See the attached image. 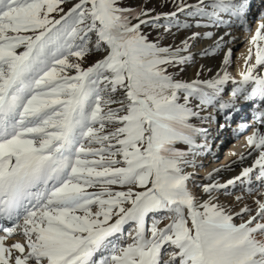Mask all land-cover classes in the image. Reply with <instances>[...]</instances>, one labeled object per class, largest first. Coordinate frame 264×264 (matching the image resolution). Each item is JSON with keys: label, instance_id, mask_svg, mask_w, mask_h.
I'll return each mask as SVG.
<instances>
[{"label": "snow or ice", "instance_id": "1", "mask_svg": "<svg viewBox=\"0 0 264 264\" xmlns=\"http://www.w3.org/2000/svg\"><path fill=\"white\" fill-rule=\"evenodd\" d=\"M170 2L152 15L124 0H0V264H264V12L239 80L228 48L215 76L183 81L169 69L193 60L182 53L200 34L161 47L144 28L192 27L180 13L251 31L250 3ZM241 102L257 109L250 166L194 193L185 170L212 152L202 125L224 129L217 115L230 124ZM236 182L254 207L220 203Z\"/></svg>", "mask_w": 264, "mask_h": 264}, {"label": "rangeland", "instance_id": "2", "mask_svg": "<svg viewBox=\"0 0 264 264\" xmlns=\"http://www.w3.org/2000/svg\"><path fill=\"white\" fill-rule=\"evenodd\" d=\"M74 3L75 0H72ZM126 5L136 7V6H143L146 9H154V12L151 13L152 15H155L157 13L161 12H169L174 11L173 5L170 2V0H124ZM197 0H187V3L194 4ZM262 3L259 5L260 8L262 7ZM67 7V6H65ZM254 8V7H253ZM177 18L180 23L187 22L192 25L190 28H177V27H171L169 31H164V28H158V29H152L150 27H145L144 31L147 32L150 36V39H159V44L161 47H169L175 48L177 46H182L181 41L185 40L188 37H191L193 32L199 33L200 35L197 36L195 39L188 40L189 43V52L188 53H182L184 55H191L193 57V60L191 62L185 63L182 66H178L177 68H170V72L176 73V79H180L183 81H191L194 79H209L216 75L217 71L221 68V61L223 59V51L220 49L219 51L212 52V49L214 47L216 37L215 33L217 32L215 27L211 28H205V27H196L197 20L188 18L185 15H182L180 13H177ZM161 24H164L165 22L163 20L160 21ZM200 23H204V21H200ZM255 25H253L254 28ZM143 27V26H142ZM212 32L213 36L211 38H205L204 33L205 32ZM203 35V36H202ZM215 38V39H214ZM202 40V41H201ZM213 41V42H212ZM210 42L209 46H205L204 43ZM203 43V44H202ZM200 45V46H199ZM207 50V54L201 55V53L205 52ZM96 57L90 56L88 58V62H94ZM231 62L235 63V57L231 56ZM183 68V71H179V68ZM199 70L200 75L197 77L196 73ZM210 70V71H209ZM227 89V88H226ZM230 88L224 93V98H228V93L230 92ZM210 111V110H209ZM251 118V117H249ZM248 119V118H247ZM246 119V120H247ZM252 119V118H251ZM250 120V119H249ZM239 119H236L234 121V124L239 123ZM204 127V125H202ZM243 134V133H240ZM245 137V135H244ZM240 139H243V137ZM226 155H221L217 157V159L221 160ZM199 158H197L196 163L198 165ZM215 160V159H214ZM219 160V161H220ZM222 161V160H221ZM221 161L219 163H221ZM227 166V165H226ZM199 168V167H198ZM188 168L185 171L188 173H194L193 177L188 181V187L191 191H193V187L195 185L194 180L196 178H199L197 174H199V170ZM218 181V180H217ZM236 186L238 188H241V185L239 182H236ZM234 190L230 186V194L229 195H221L220 196V203L224 204L226 208H230L234 212H239V209L243 207L245 204H247L249 207H254L253 198L247 193H243L241 189ZM196 194H199V191H193ZM236 195H241L243 199L240 202H237L235 200ZM163 223H167V220H165ZM163 223L160 225L163 226ZM239 223V221H237ZM128 226L125 225V229H127Z\"/></svg>", "mask_w": 264, "mask_h": 264}, {"label": "bare ground", "instance_id": "3", "mask_svg": "<svg viewBox=\"0 0 264 264\" xmlns=\"http://www.w3.org/2000/svg\"><path fill=\"white\" fill-rule=\"evenodd\" d=\"M261 2H262V5L264 6V0H249L250 12L248 13V27L251 29V31H244L243 28L239 27V26H234L231 29H227L224 26H221L219 28L215 27L217 30V32L214 34L216 38L220 37V36H224L225 32H227V31H230L231 34H232V32H234V35L232 34V36L235 37L233 42L231 44L226 45L225 47H223L221 49L224 53L228 48H231V56L235 57V63L231 62L230 66L228 67L227 70H228L230 76L236 80H239V78H240L239 72L242 71L243 67H244V57L247 56L248 49H249L248 41L250 40L252 33H254V31L257 27L261 12H264V7L263 6H262L263 8L259 7ZM253 25H255L254 28H253ZM224 39L227 40L228 37L224 36ZM209 43L206 42V43H204V45L208 47ZM224 87H225V90L227 91L229 88L231 89L233 87V85L231 84V81H229ZM225 99H227V98H225ZM248 103L249 102H247V103L241 102L240 104H238V107L241 110L238 112H232V117H233L232 120H234L236 118L241 119V118L246 117V115L250 111L248 108ZM250 113H251V111H250ZM250 120L253 121V118ZM217 121L224 123L223 115H217ZM246 122H248V120L244 119V120H240L238 124L246 123ZM232 124H233L232 125L233 129H238V126H237L238 124L237 125L234 123H232ZM228 126H230L229 123L226 124V127L224 129H222V133L224 132L227 135L231 134L230 129L227 128ZM235 126H237V127H235ZM247 135L248 134H245V137L243 136V139H240V137H238L235 140L229 142V146L227 148L226 156H224L223 159H221L222 160L221 163H218L219 161L214 160L215 155H213L212 153H208V154L204 155L203 157L199 158L200 160L198 162V165L202 164L203 167L198 168L200 173L197 174V176H199V178H196L194 180L195 185L209 182L205 179V177H207L210 173L215 177L216 180H218V182L224 183L228 179H231V178L239 175V172L241 171L242 167L250 166V164L252 162V157L247 156L248 149H247L246 139H245ZM215 145H216V143H215ZM233 153L235 155H233ZM241 154H244L246 156V159L243 161L242 164L239 162H235L236 158L238 156H240ZM226 162H227V166L224 165ZM218 165H221L222 167L219 169L218 172H214L213 168H215ZM229 166H230V168H229ZM239 188H238V186H235L234 190H237ZM193 191H199L200 192V189L198 187L194 186Z\"/></svg>", "mask_w": 264, "mask_h": 264}]
</instances>
